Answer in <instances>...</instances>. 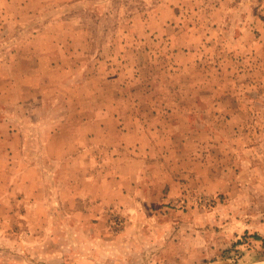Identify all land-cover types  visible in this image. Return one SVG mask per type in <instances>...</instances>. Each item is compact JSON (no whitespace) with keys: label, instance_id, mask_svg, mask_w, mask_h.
Instances as JSON below:
<instances>
[{"label":"rangeland","instance_id":"374dc122","mask_svg":"<svg viewBox=\"0 0 264 264\" xmlns=\"http://www.w3.org/2000/svg\"><path fill=\"white\" fill-rule=\"evenodd\" d=\"M0 264H264V0H0Z\"/></svg>","mask_w":264,"mask_h":264}]
</instances>
